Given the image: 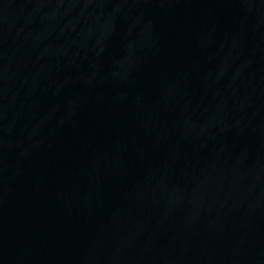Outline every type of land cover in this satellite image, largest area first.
<instances>
[{"label":"water","instance_id":"95a60500","mask_svg":"<svg viewBox=\"0 0 264 264\" xmlns=\"http://www.w3.org/2000/svg\"><path fill=\"white\" fill-rule=\"evenodd\" d=\"M0 264H264V0H0Z\"/></svg>","mask_w":264,"mask_h":264}]
</instances>
